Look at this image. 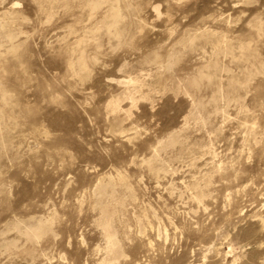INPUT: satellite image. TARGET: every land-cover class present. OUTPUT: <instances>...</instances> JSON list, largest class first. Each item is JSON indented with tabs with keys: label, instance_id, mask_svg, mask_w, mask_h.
Returning a JSON list of instances; mask_svg holds the SVG:
<instances>
[{
	"label": "rangeland",
	"instance_id": "1",
	"mask_svg": "<svg viewBox=\"0 0 264 264\" xmlns=\"http://www.w3.org/2000/svg\"><path fill=\"white\" fill-rule=\"evenodd\" d=\"M0 264H264V0H0Z\"/></svg>",
	"mask_w": 264,
	"mask_h": 264
}]
</instances>
